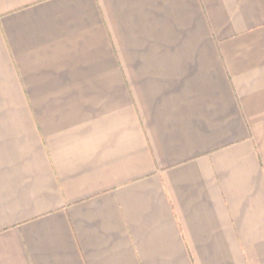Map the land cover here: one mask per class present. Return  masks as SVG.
Wrapping results in <instances>:
<instances>
[{
	"label": "crops",
	"instance_id": "obj_1",
	"mask_svg": "<svg viewBox=\"0 0 264 264\" xmlns=\"http://www.w3.org/2000/svg\"><path fill=\"white\" fill-rule=\"evenodd\" d=\"M0 264H264V0H0Z\"/></svg>",
	"mask_w": 264,
	"mask_h": 264
}]
</instances>
